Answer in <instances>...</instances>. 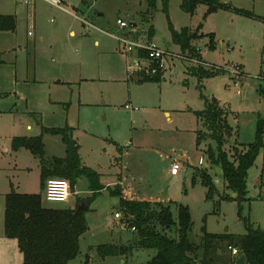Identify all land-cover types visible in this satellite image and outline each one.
Here are the masks:
<instances>
[{
	"label": "rangeland",
	"instance_id": "rangeland-1",
	"mask_svg": "<svg viewBox=\"0 0 264 264\" xmlns=\"http://www.w3.org/2000/svg\"><path fill=\"white\" fill-rule=\"evenodd\" d=\"M227 1L232 7L252 11L257 17L224 8L207 13V2L199 3L197 11L191 14L183 8V0H169L168 15L163 0H158L156 8L149 12L146 0H63L62 8L36 0L33 39L37 36L38 64L70 81L66 83L70 96L62 104L66 114L72 107L74 90L85 92L84 98L93 103L72 113L80 126L76 137L83 162L102 174L100 180L104 185L90 203L86 214L89 230L81 238L80 254L70 264H84L88 253L89 264H148L155 254L154 249L143 248L138 238L131 242L136 231L126 223V217L121 222L115 219V211L124 212L119 196L111 193L118 184L136 197L164 199L176 217L178 205H188L193 219L190 238L197 243L203 238L204 227L213 233L247 232L239 214V203L220 197L231 191L217 175L218 167L208 162L205 150L214 142L206 139L197 145V131L206 128L196 111L205 109L206 97L216 98L231 111L229 121L236 134L228 140L232 141L231 145L225 144L230 156L235 147L243 149L233 143L236 139L245 144L255 141L258 122L264 119V21L258 17L264 16V0ZM13 2L1 0L0 5L10 13L15 9ZM27 7L22 3L18 6L21 32L24 43L34 47L32 37L28 36L31 17ZM119 15L132 25L126 31L137 30L132 38L148 36L167 52L168 64L161 69V81L139 82L138 76L142 78L144 74L129 70L136 53L125 52L123 45L111 36L119 27ZM134 22L138 23L135 28ZM170 22L179 34L186 29L194 37L191 49L183 51L174 42ZM211 33L215 34V48L208 45ZM97 39L99 44L95 43ZM201 50L208 62L203 59ZM194 58L211 65L190 63ZM199 66L220 67L221 71L205 78L189 73L188 70ZM236 66L240 67L242 77L238 80L240 91L233 75ZM67 107L70 108L67 110ZM58 140L62 141L60 136L47 138V157L65 155L66 146ZM7 144L5 138H0V264H23L18 240L5 234L6 195L13 182L18 191H42L44 199L45 193L41 189L38 159L21 155L22 165L31 166L33 170L16 172L13 148L8 152L4 150ZM175 159L181 164L176 176L171 174ZM205 171L213 176L216 186V192L209 198L201 177ZM107 181L115 182L107 186ZM247 183V200L243 202L241 213L254 227L264 229V146L249 170ZM92 195L88 179L82 177L69 200L46 201V204L68 208L77 203L78 198L89 199ZM103 243H124L131 246L132 251L124 257L102 258L96 247ZM90 245H93L92 250Z\"/></svg>",
	"mask_w": 264,
	"mask_h": 264
},
{
	"label": "trees",
	"instance_id": "trees-1",
	"mask_svg": "<svg viewBox=\"0 0 264 264\" xmlns=\"http://www.w3.org/2000/svg\"><path fill=\"white\" fill-rule=\"evenodd\" d=\"M149 8H156L157 0H146ZM201 2L208 3V11L218 8L232 9L242 14L257 17L252 11L232 7L225 0H183V8L193 14ZM164 10L168 15L169 0H163ZM264 21V16H258ZM16 18L13 15L0 14V28L14 30ZM173 40L181 46L183 51L191 49V40L194 38L186 29L178 33L172 23ZM209 47L215 48V35L210 34ZM145 56L144 52L140 53ZM1 62V57H0ZM189 73L200 78L213 76L221 68L198 67L188 70ZM143 81H161V74L154 76L144 73ZM205 109L196 111L202 120L205 130L197 131V145L200 146L206 139H211L205 152L211 166L221 168L220 174L230 194H220L221 199H233L240 205L239 214L244 219L247 232L244 234L213 233L203 228V238L199 243L192 241L190 232L193 219L190 207L179 204L177 217L170 204L162 201L138 198L119 184L113 195L120 198V207L124 209L126 223L135 227L133 236H137L138 243L146 249H154L155 254L148 260V264H235L237 257L233 256L231 247H237L241 255L246 256L245 264H264V229L254 225L242 215L243 202L247 200L248 174L255 164L257 157L264 146V119L258 122L256 139L254 142L234 148V154L229 155L225 144L232 135L233 127L228 119V111L216 98H205ZM51 133L60 135L66 146L64 157H47L44 135ZM29 149L41 161V189L44 190L47 180L59 177L69 180L72 192L78 180L86 177L89 189L93 195L90 203L101 193L104 185L101 183V174L85 165L79 153V144L73 138L72 127L42 128V133L36 136H15L12 148ZM202 182L208 188L207 198L216 192L213 176L205 171L201 175ZM196 177L193 183H196ZM236 193L235 197L231 194ZM78 198L76 205L68 208L52 207L46 204L41 193L17 192L14 186L7 193L5 200L4 226L7 237L16 238L23 253V264H69L81 252V238L89 230L87 210H77L81 201ZM93 247L90 248L92 250ZM102 258L107 256L124 257L132 251L131 246L117 243H103L96 247ZM90 254H86L84 264L90 263Z\"/></svg>",
	"mask_w": 264,
	"mask_h": 264
},
{
	"label": "crops",
	"instance_id": "crops-1",
	"mask_svg": "<svg viewBox=\"0 0 264 264\" xmlns=\"http://www.w3.org/2000/svg\"><path fill=\"white\" fill-rule=\"evenodd\" d=\"M14 2L13 4L15 5V9L13 12H10V13L5 11V9H3V7L1 6L2 4L0 5L1 15H13L16 18V27L14 30H2L0 28V33H2L0 34V57H1V62H0V138H5L6 143H8L4 150L5 152L10 151V149L12 148L11 147L12 140L15 136H27V137L36 136L42 133L43 127L54 128V127H65L66 125L72 127L73 138L79 144L78 139L76 137V132L77 130L80 129V126L77 123L78 119L76 115L73 114L72 111L78 110V108H79V111H81V108L84 109L85 107H88L89 105L93 103L89 101L88 99L84 98L85 92H83L82 90H79V92H77V90L76 91L74 90L73 94H71V106L72 107L70 106L71 107L70 110H68V108L70 107L66 108L68 110L66 114V112L62 108V104L64 103V101H67L70 96V93H68V87L66 86V83L70 81H68L65 78L60 77V75H57V73L53 72L51 69L50 71H48V69L45 70L43 67L39 66L38 64L39 49L37 47V42H38L36 38L37 36L35 37V39H33V37L35 36V33L32 36L29 34L30 23L34 21V25H35V9H36L37 2L35 3V7L33 10L29 9L30 10L29 16L31 18H29L28 20V28H29L28 36L32 37L31 41L35 43L34 47H32V45L28 46V44L24 43L22 32H21V20H20V13L18 12V9H19L18 6H19V3L25 4L24 0H14ZM150 9L151 8H149V5H148V9H147L148 12L150 11ZM195 11H197V9ZM119 18L126 20L120 15L118 16V19ZM137 25H138L137 22L133 23L134 28L137 27ZM125 29L126 28H121L119 26L117 27L116 31L112 33L113 34L116 33V35L118 36L133 37L135 36L137 32V30H134V29L130 31H126ZM72 34H74V32H72ZM211 34H214V33H211ZM111 36L114 37L112 34ZM114 38L118 40L116 37ZM40 41L42 42L44 41L43 36H40ZM95 43L99 44L100 42L97 39ZM119 43L121 44L120 41ZM201 55L203 59L208 62V60H206L204 54L202 53V50H201ZM142 79L143 77L140 78L138 76L139 82H144ZM163 80L165 79L163 78ZM66 93H67V96L65 97L64 94ZM223 107L228 111V114H229L228 119H229L231 115V111H229V109L226 106H223ZM166 113L168 116L170 115L169 112H166ZM64 122H66V125H63L65 124ZM235 134H236V130L233 127V133L231 137H233ZM53 136H60V135H54L51 133H46L44 135L45 147H46L47 138L53 137ZM231 137H229V139H231ZM58 141H61V140H58ZM233 143L235 145L236 144L241 145L242 148L244 145H246L245 143L240 142L237 139ZM231 144H232V141L227 143V145H231ZM80 147L81 145L79 144V150H80ZM64 152L66 155V147H65ZM21 155H24V156L30 155V157L31 155H33L35 159H38L39 167L41 168L40 159L36 157L29 149L25 147H21L18 150L13 149V170L14 171L20 172L22 170L27 169L29 170V172H32L33 170V167L31 166L22 165ZM65 155H61L60 157H64ZM216 170H218V168ZM114 182L115 181H107L105 182L107 184H105L104 182L103 183L109 186L113 184ZM121 184H124V182H121ZM16 185L17 184L13 182V186L17 192L41 193L42 194V191L41 192L39 191L38 192L18 191V186ZM137 197L142 198L139 196ZM232 197H235L234 193L232 194ZM143 199H149V198H143ZM45 201L47 200L45 199ZM160 201L164 202L165 200L161 199ZM75 205H76V202L74 203L73 206H70V207L73 208ZM117 244L124 245V243H117ZM90 246L93 247V245H90Z\"/></svg>",
	"mask_w": 264,
	"mask_h": 264
},
{
	"label": "built area",
	"instance_id": "built-area-1",
	"mask_svg": "<svg viewBox=\"0 0 264 264\" xmlns=\"http://www.w3.org/2000/svg\"><path fill=\"white\" fill-rule=\"evenodd\" d=\"M50 4L62 8L63 0H45ZM24 3L29 7V9L33 10L35 7L36 0H24ZM84 23L94 26L93 24L89 23L87 20H83ZM117 23L121 28H131L132 25L128 23L126 20L121 18L117 19ZM34 21L30 23V30L29 34H34ZM116 37L121 44L123 45V50L127 53H136V58L134 62L129 65V70L131 71H141L143 74L154 76L161 72V69L165 68L168 64V56H166L167 52L163 51L155 42H153L148 36L147 38L138 37L132 38L128 36H118L116 34H112ZM144 52L146 55L141 56L140 53ZM194 56H197L196 53ZM194 64H203V65H211L207 64L203 60L198 59H191ZM220 68V67H219ZM240 67H234L233 75L236 79V88L240 91V79L242 77L239 76L240 74ZM171 74H174L173 68H171ZM239 80V81H238ZM129 106H127L128 108ZM131 108V107H130ZM181 164L178 160H174L171 166V174L178 175L180 173ZM121 183V182H120ZM45 199L49 202H65L70 199L72 195L71 184L69 180L59 177H51L47 180L45 189ZM1 208V206H0ZM115 219H118L120 222L125 219L124 212L122 211H115L114 212ZM124 224V223H123ZM122 226V223H121ZM123 227V226H122ZM132 230H135V227H131ZM231 251L233 256L239 258L240 252L237 247H231ZM236 264V263H235Z\"/></svg>",
	"mask_w": 264,
	"mask_h": 264
},
{
	"label": "water",
	"instance_id": "water-1",
	"mask_svg": "<svg viewBox=\"0 0 264 264\" xmlns=\"http://www.w3.org/2000/svg\"><path fill=\"white\" fill-rule=\"evenodd\" d=\"M218 171L222 172L221 168H218ZM234 195L236 196L237 194L234 193ZM89 207H90V200L87 197H83L82 202L80 204H78L77 210H79V211L87 210ZM135 241H137V236H133V238L131 239V242H135ZM245 263H246V256L245 255H241L236 260V264H245Z\"/></svg>",
	"mask_w": 264,
	"mask_h": 264
}]
</instances>
